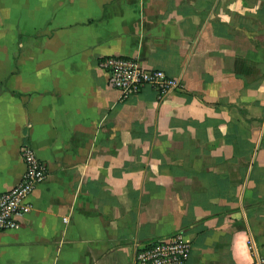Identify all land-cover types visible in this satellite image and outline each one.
<instances>
[{
	"label": "crops",
	"instance_id": "obj_1",
	"mask_svg": "<svg viewBox=\"0 0 264 264\" xmlns=\"http://www.w3.org/2000/svg\"><path fill=\"white\" fill-rule=\"evenodd\" d=\"M178 78L129 100L96 69ZM47 170L0 264H264V0H0V194Z\"/></svg>",
	"mask_w": 264,
	"mask_h": 264
},
{
	"label": "built area",
	"instance_id": "obj_2",
	"mask_svg": "<svg viewBox=\"0 0 264 264\" xmlns=\"http://www.w3.org/2000/svg\"><path fill=\"white\" fill-rule=\"evenodd\" d=\"M96 69L108 76L109 86L121 94L122 100L140 95L145 87L152 88L162 96L182 89L180 79L170 77L161 70L147 69L136 59L100 57ZM20 157L25 165L20 183L0 194L1 232L20 229V220L31 212L27 198L47 178L45 165L27 142L20 148ZM191 252V245L181 235H176L140 250L135 264H187Z\"/></svg>",
	"mask_w": 264,
	"mask_h": 264
}]
</instances>
